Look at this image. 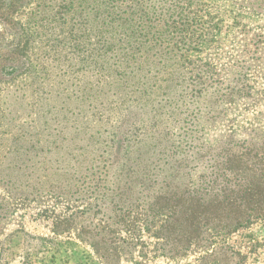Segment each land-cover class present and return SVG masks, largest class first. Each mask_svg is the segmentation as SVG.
<instances>
[{
	"label": "trees",
	"instance_id": "trees-1",
	"mask_svg": "<svg viewBox=\"0 0 264 264\" xmlns=\"http://www.w3.org/2000/svg\"><path fill=\"white\" fill-rule=\"evenodd\" d=\"M20 2L0 0V85L47 86L55 77V92L24 115L0 104L4 189L69 195L79 211L67 221L95 218L81 242L106 263L140 245L172 258L199 254L200 264H243L241 246L229 241L264 223V141L234 131L210 137L204 125L216 113L175 107L213 88L177 72L180 45L192 51L202 40L185 33L205 22L181 17L174 0H56L41 20L56 26L49 34L40 19L33 28L16 22ZM39 68L50 70L39 76ZM45 101L57 126L50 130L39 123Z\"/></svg>",
	"mask_w": 264,
	"mask_h": 264
},
{
	"label": "rangeland",
	"instance_id": "rangeland-1",
	"mask_svg": "<svg viewBox=\"0 0 264 264\" xmlns=\"http://www.w3.org/2000/svg\"><path fill=\"white\" fill-rule=\"evenodd\" d=\"M20 1L21 4L16 3V22L21 21L33 28L35 21L40 19L38 25L45 23L49 27L45 26L44 31L54 33L56 26L41 20L54 13L56 0ZM174 1H178L182 8L179 10L181 17L197 15L202 23L205 22L198 32L185 33L191 41L200 35L202 40H198L195 46L191 45L192 51H186L187 44L180 45L177 72L186 84L192 83L190 78H193L197 81L211 79L213 85L206 93H194L197 96L190 97L191 93L184 98L185 103L181 101L175 107L201 112L210 109L216 113L215 124L212 127L209 123L204 125L210 137L234 131L241 139L264 141V0ZM171 4V0H166V7ZM3 40L10 44L13 39L8 33ZM10 66L17 67L15 64ZM19 69H22L21 66ZM40 70L41 74L37 73L39 76L50 68ZM54 78H50L52 82L49 81V85ZM18 79L20 76L13 80ZM48 84L45 86L40 80L32 82L29 79L22 85L16 82L0 85L2 110L6 115L36 111L33 99L46 100L50 95L54 96L55 89ZM183 86L182 89L188 88L185 84ZM46 103L43 104V112L39 113L42 116L39 123L50 130L57 126L52 103L49 106ZM47 110H50L49 114ZM2 125L5 126V122ZM5 146V142L0 145V161ZM1 171L9 173L6 166ZM24 181L33 183L32 180ZM9 192L0 184V264H114L100 260L88 244L81 242V239L87 237L85 240H88L93 236L86 231L93 229L95 218L78 216L72 225L67 221L66 217L71 212L79 211L74 207L70 210L71 204L67 202L69 195L64 194L56 200V194L49 192L48 187L37 189L35 186L23 191V196L14 194L19 191ZM229 243L241 246L243 264H264V223L254 225L241 236L233 237ZM123 248L128 247L123 245ZM127 254L117 264H200L199 254L184 259L172 258L159 252H146L140 245L134 247L130 254L128 249Z\"/></svg>",
	"mask_w": 264,
	"mask_h": 264
}]
</instances>
